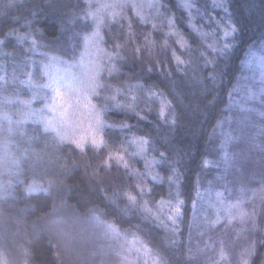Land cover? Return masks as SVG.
<instances>
[{"label":"snow or ice","instance_id":"obj_1","mask_svg":"<svg viewBox=\"0 0 264 264\" xmlns=\"http://www.w3.org/2000/svg\"><path fill=\"white\" fill-rule=\"evenodd\" d=\"M8 3L12 4L13 0H8ZM84 5L78 12L72 13V23L75 24L76 21L82 20L84 28L87 29L81 33H74V38L79 40L82 45L78 55L75 51L76 45L73 44L64 55L41 52L39 54L45 57L44 60L36 61L27 54L23 58L24 71L22 74L26 79L20 80L19 83L27 84L30 88L47 90V94L42 98L35 92L32 96L33 100H43L42 107L33 108L31 101H21L27 110L20 112L18 119L13 120L7 112L0 113V119L7 121V130L10 136H24L26 133L23 126L32 120L38 125H42V134H50L58 147L68 146L71 150L78 152L82 158L86 156L89 149L94 154L110 149L95 168H110L114 164L118 168L123 167L129 176L139 178L141 182L135 185V192L124 191L122 193L127 202L124 210L140 208L142 218L152 219L159 224L173 237L169 243L175 245L178 243L175 237L180 234L179 225L185 215V201L180 198L182 193L179 191L181 177L179 170L169 161L171 174L167 179L170 183L176 184L177 192L174 201L161 199L156 202V207L161 211L167 208L164 219H161L160 215L154 212L150 206L151 201L144 197L151 194V189L148 187L149 180L155 182L161 178L159 173L154 174V170L160 161L167 159L166 153L160 152L158 157L153 155L151 159H148L147 154L152 150L153 144L148 134L131 133L133 125L126 121L109 123L106 117L110 110L116 109L134 115L137 121L148 120L153 109L151 106H148L146 111L139 108L140 93H143L148 101L154 100L158 104L156 121L174 127L177 123V112L167 93L160 89L155 82L147 84L142 82V78L136 77L135 73L126 74V79L119 81V77L123 74V66L128 62L129 57L134 61H143L145 52L150 58L153 57L157 47L167 52L170 47L169 38H174L173 43L176 47H171L165 57L168 59L170 56L172 65L168 66L159 59H152L148 64L141 63V72L145 75L159 72L171 78L174 69L175 73L189 77L190 83L200 85L205 91L208 90L206 81H210L213 87L217 86L222 77V73L217 71V58L229 54L235 46L236 33L240 31L233 13L230 11V0H212V7L221 9L223 12V16L217 14L218 18L215 19L206 9L202 11L195 0H180V7L186 10L183 19L191 30L190 34L182 32L171 4L167 0H149L147 5L141 0H111V2L84 0ZM249 6L254 7V5ZM145 7L155 10V16L150 17L145 14ZM129 10H131L132 16L128 15ZM196 16L201 18L207 16L213 26L205 31L204 26L196 21ZM133 17L141 25H150L153 32L166 27L167 31L163 32V41L158 44L155 39L151 38L152 32H149L144 34L142 43H138L137 34L133 29ZM154 20H159V23L153 22ZM37 23V20H25L24 26L29 29L28 32L20 33L15 29H10L7 35L14 36L21 45L29 43L30 47L25 50V53L31 52L35 55L41 45L34 36H43V29L34 27ZM60 25L67 28V24L63 20ZM112 25L118 26L120 31L113 33ZM105 27H107L106 34L102 32ZM191 35L196 37L197 43L191 42ZM110 41L111 44H109ZM3 43L5 41L0 40V44ZM254 48L256 45L249 47L248 54L241 63L244 69L251 70L253 73L258 70L259 78L257 79L255 74L251 77H243L245 80H251L252 84L243 86L245 92L240 100L233 98L241 88L240 81L237 80L236 84L228 90L230 102L225 107L229 111L232 107H238L242 113H255L264 119V48L253 51ZM65 56L68 58L65 59ZM201 65L211 67L207 76L201 74ZM2 68L3 66H0V70ZM37 74L46 82L35 83ZM134 78L135 82H132ZM113 79L118 80V83L107 82ZM17 80L14 70L11 81L16 83ZM0 81L7 83V75L0 76ZM104 93L108 94L104 95ZM215 101L216 97L213 96L208 104L212 105ZM7 102L11 103V100H7ZM248 122L249 118L245 116L243 120L239 121L238 129L229 127L225 131L224 125L231 123V117L216 120L213 133L216 129H220L221 140L218 150L220 159L224 163V171L218 177L222 181L219 186L222 190L215 191L214 198H211L213 194L209 193L208 205L214 210V216L210 218L205 215L199 224L196 222L198 201L196 199L192 201L193 219L189 225L190 233L192 227H198L204 230L199 233L203 236L220 225L221 222H226V227L238 222L242 226L250 225L251 231L257 229V212L255 208L249 211L245 205L250 199L257 196H260L261 202L264 203V172L260 173L261 187L259 189L249 188L244 182L242 160L230 151L235 144L246 142L250 147L257 148L261 153H264V125L259 126L255 134H251L248 131ZM114 128H118L121 132L131 133L130 139L122 141L118 147L110 146V137L107 136V133ZM31 139L29 138V141ZM257 140L261 142L257 143ZM126 145L133 147L134 151L128 152ZM0 149L9 157L11 163L9 172L11 173L13 168L18 167L19 159L15 153L9 150L7 143L0 144ZM21 154L27 156L28 150H22ZM126 154L132 158H144V171L132 169ZM76 163L73 161V164ZM213 164L214 162L208 159L201 161L203 167ZM97 174L94 170L93 175ZM229 175H233L231 181L228 179ZM17 182L23 184V193L26 199L41 194L50 195L57 183L55 179H48L44 182L34 177ZM11 187L10 182L7 185L0 183V196L5 195L7 189ZM249 192L252 194L251 197L248 195ZM195 195L198 198L201 197L199 184L195 185ZM232 196H235V199H231ZM105 199L110 204L116 203V199L108 197L106 193ZM90 211L91 220L102 230L103 236L117 241L115 246L109 245L107 249L115 258L114 264H137V261H142V264H167L166 258L151 247L150 241L146 242L135 234H132V238L129 239L127 230L121 231L114 222L102 218L106 215L103 210L93 207ZM54 223L59 225L62 221L57 219ZM245 231L246 228L241 227L237 230V235L239 236ZM189 240H191V234ZM255 245L256 242L252 241L244 247L238 254L236 264H250V257L255 250ZM208 248H213L214 257H218L214 260V264H228L230 253L226 251L223 241H220L218 249H215L214 243H205L204 248L197 247L195 253L189 248V254L195 256ZM21 250L25 257L24 264H28L31 253L26 248ZM101 251L104 252L103 247ZM0 264H9L7 253L4 251H0Z\"/></svg>","mask_w":264,"mask_h":264},{"label":"trees","instance_id":"obj_2","mask_svg":"<svg viewBox=\"0 0 264 264\" xmlns=\"http://www.w3.org/2000/svg\"><path fill=\"white\" fill-rule=\"evenodd\" d=\"M82 1L13 0V3L9 4L8 0H0V40L5 41L0 44V66H3L0 76L8 77L7 83L0 82L5 85L6 91L12 92L17 89L21 94L27 93L26 87L19 83V79L25 77L22 74L25 54L40 61L45 59L39 54L41 52L64 55L70 50L71 45L79 44L74 38V33L80 31L78 27H81L79 23L81 20L73 24L72 13L80 10ZM195 2L202 11L206 9L214 19L218 18L217 14L223 16L221 9L212 7L211 0H195ZM174 8L176 9L175 6L172 9ZM230 11L240 31L236 33V43L229 54L217 58V71L222 73L217 86L213 87L210 81H206L208 90L205 91L200 85L190 83L189 77L175 73L174 69L171 78L159 72L145 75L140 70L142 62L131 59H128L123 66V74L119 77V81H124L126 74L135 73L136 77L142 78V82L146 84L155 82L175 105L178 118L174 127L156 121L158 104L154 100L148 101L143 93H140L139 108L146 111L147 107L151 106L153 109L148 120L137 121L134 115L116 109L110 110L106 117L109 123L126 121L133 125L131 133L136 135L147 133L153 141L152 150L147 154L148 159H151L153 155L158 157L160 152L166 153L167 159L160 161L154 170V174L159 173L161 178L155 182L149 180L148 187L151 189V194L144 197L151 201L150 206L161 219H164L167 208L161 211L156 207V202L161 199L174 201L177 192L176 184L170 183L167 179L171 174L169 161L181 174L179 191L182 195L180 198L185 201L183 221L188 219L189 207L192 201L197 199L195 185L201 182L204 175L212 173L210 170L206 172L207 167H203L201 161L211 158V154L214 153L213 150L211 151V146L220 142L218 130L216 129L213 133V126L217 119L227 116L225 106L228 102V90L236 84L241 74V61L245 59L249 47L256 45L253 49L255 50L264 46V0H230ZM176 17L182 32L190 34V28L183 24L182 14L179 12ZM195 19L204 26L205 31L213 26L207 16L203 18L196 16ZM25 20H37L38 23L34 27L43 29V36H34L41 45L35 55L31 52L25 53V50L30 47L29 43L21 45L14 36L7 35L10 29L20 33L28 32L29 29L24 26ZM61 20L67 24L66 29L60 25ZM190 39L192 43L198 42L194 35H191ZM168 58L170 60L168 66H171L170 56ZM14 70L18 80L13 83V86L17 85L10 89L11 75ZM209 71H211L210 66L201 65L202 75L207 76ZM107 82L117 84L118 80L113 79ZM132 82H135V78ZM213 96L216 97V101L210 105L208 101L212 100ZM9 112L13 113L11 107ZM6 124L7 121L0 119V137L9 145V150L18 157L19 164L10 173L11 163L8 155L0 156V183L12 184L6 194L0 196V233L5 237L2 245L5 250L12 255H17L16 251L19 245H22L31 253L28 264H60V258L56 255L54 244L51 242V219L57 220L68 216L91 217L90 210L96 207L106 213L103 219L114 222L121 231L130 230L144 241H150L151 247L166 258L167 264L197 262L196 257L187 255V247L190 246L185 240L182 228L176 238L178 243L173 245L169 243L173 239L171 234L152 219H143L140 208L124 210L127 202L122 193L135 192V185L141 181L135 176H129L123 167L118 168L114 164L110 168H95L110 149H105L98 154H94L89 149L86 156L82 158L78 152L71 150L68 146L58 147L48 141L45 143L41 135L40 138L36 136L33 139L35 134L39 133L36 129L25 130L26 139L20 135L10 136L5 129ZM131 133L121 132L118 128L109 130L107 136L110 137V146L118 147L122 141L130 139ZM29 138H32L31 141ZM126 146L128 152L134 151L133 147ZM24 149L28 150L27 156L21 154ZM126 158L132 169L144 171V158H132L127 154ZM73 161L77 163L73 164ZM94 170L98 173L95 176ZM212 176H214L213 173ZM33 177L44 182L55 179L57 183L51 194L48 196L41 194L26 199L23 193L24 186L17 181ZM133 181H135L134 186ZM105 193L108 197H114L116 203L110 204L105 199ZM183 224L181 220L180 226ZM262 241L256 243L250 257V264H264V242ZM231 251L233 253V250ZM106 258V256L88 258V260L84 258L81 262L76 260L75 264H93L94 261L102 263Z\"/></svg>","mask_w":264,"mask_h":264},{"label":"rangeland","instance_id":"obj_3","mask_svg":"<svg viewBox=\"0 0 264 264\" xmlns=\"http://www.w3.org/2000/svg\"><path fill=\"white\" fill-rule=\"evenodd\" d=\"M101 2H111V0H101ZM141 2L147 5L149 0H141ZM167 2L171 4L172 8L174 6L176 7V9L175 8L174 10L172 9V11L175 13L176 16L180 12V14H182V17L183 18L185 17L186 10L180 7V0H167ZM81 4L83 5L79 9L85 6L84 0L82 1ZM144 12L150 17L155 16V10L150 9L148 7H145ZM128 15L129 16L133 15L131 10H129ZM133 20H134L133 29H134V32L137 34L138 43H142L144 34L149 33V32H152L151 38L155 39L158 44L163 41L164 39L163 32L167 31L166 27L163 30H158V31L153 32L150 25H141L135 21L134 17H133ZM153 22L159 23V20H154ZM79 23L81 27H78V29H80L78 33H81L82 31H86L87 29L84 28V21L81 20V22ZM183 24L186 25L184 22V19H183ZM111 27H112L113 33H118L120 31L118 26L116 25H112ZM102 32L106 34L107 27L102 29ZM173 39L174 38H169L170 47L167 50V52L164 49L157 47L154 50L153 57L150 58L147 52H145L143 61L139 60V62H143V63L145 62L146 64H148L151 62L152 59H159L160 61L164 62L166 65H169L170 60L169 58L165 59V57L170 52L171 47H176V45L173 43ZM76 41L79 43L75 49L78 55L79 50L82 47V45L79 40H76ZM109 44H111V41L109 42ZM260 48H264V46ZM257 49L253 51H256ZM247 54L248 52L246 53V55ZM64 58L67 59L68 57H64ZM129 59L133 60L131 57H129ZM253 74H255L257 79L259 78L258 70H256L255 73H253V71L251 70L244 69V66L242 65L241 74L238 78V80L240 81L241 88H240V91L234 95L233 97L234 99L240 100L245 92V89L243 86L245 84H249V85L252 84L251 80H245L243 79V77H251ZM25 79L26 77H22L21 79H19V81L25 80ZM34 82L37 84H42L46 81L41 79L39 75L37 74ZM16 85L13 86V83H11L10 89H12L13 87H16ZM23 85L26 87L27 93L21 94L19 91H17V89L13 90L12 92L6 91L5 85L3 84V82H0V113L7 112L12 117L13 120H16L19 118L18 114L20 112L27 110L25 105L21 103V101H31V106L33 108H40L42 107L43 100L42 99L33 100L32 99L33 93L34 92L38 93V95L41 98L47 94V90L45 89H42V88L35 89V88H30L27 84H23ZM107 94L108 93H104V95H107ZM6 98L7 100H11V103H8ZM227 98H228V102L226 103V105H228L230 102L228 96ZM10 107L13 109V113L9 112ZM226 114H227L226 117H231V123L230 124L225 123L224 125L225 131L228 130L229 127H231L232 129H238L240 126L239 121L243 120L245 116L249 118L248 131L251 134H255L258 127L261 125H264V119H261L255 113H252V114L242 113L238 107H232L231 111H229L226 108L225 115ZM23 127H24V130H28L30 128L34 130L36 129L39 132L35 134V137L33 139H35L36 136L37 138H40V135H41L43 140H45V143L46 141H48L52 145H55V142L53 141L52 136L50 134L49 135L42 134L43 133L42 125H38L36 122L29 120L26 124H24ZM7 128H8V124H6L5 129L7 130ZM217 130L220 135V129H217ZM2 135L4 136V133ZM24 137L25 139L27 138L25 135ZM219 139L221 140V136L219 137ZM260 142L261 141L257 140V143H260ZM0 143L1 144L5 143V141L1 140V137H0ZM219 143L220 142H218L217 145L211 146V151L213 150L214 153L211 154L212 156L211 158H207L208 160L213 161L214 164L211 166H208L206 169V172L207 170H210V173L212 172L214 176H212V173L208 175H204L201 179V182L199 183L200 184L199 191L201 193V197L200 198L197 197L196 199L198 201L197 203L198 212H197V219H196L197 224L201 222V220L203 219L205 215H207L210 218L214 216V210L208 205V200L210 199L209 193L211 192L213 194L211 198H214L215 191L222 190L219 187L222 181H220L218 177L220 173L224 171V163L220 159V152L218 150ZM0 151H1L0 156L1 155L4 156L6 154L2 149H0ZM230 151L235 153L237 157L242 160V164L244 168V178H245L244 182L247 184V186L251 189H259L261 187L260 182H259L260 173L264 172V153H261L260 150L257 148L250 147L249 144L246 142L235 144L234 146L231 147ZM233 175H235V173H233ZM233 175L228 176L229 181L232 180ZM134 184H135V181H133V186ZM236 187H239V185H236ZM248 195L249 197H251L252 196L251 192H249ZM230 198L235 199V196H232ZM191 206L189 207V210H188V212H190L188 214V219L186 220L184 219L183 221V218H182V223L184 224L181 226L179 225L180 228L183 229L182 231L185 235V240L190 246V247H187L188 249L187 255H190L189 248H191L193 252L195 253L197 247L204 248L205 243H214L215 249H218L220 246V241H223L226 246V251L230 253L228 264H236L238 254L242 251L244 247H246L252 241H255L257 243L258 241H262L264 239L263 238V235H264V203L261 202L260 196L250 199L248 203L245 205V207L249 211H252L253 208H255L257 212V216H256L257 229L255 231L250 230L251 228L250 225L242 226L238 222H236L233 225L226 227V222H221L220 225H218L213 230L207 232L203 236H201L199 233L204 230L198 227H192L191 233H190L189 225L193 219V207ZM59 220H61L62 223L57 225L56 223H54V221H56V218L51 219L50 221V227H51L50 232L51 233L50 234H51V242L52 244H54L53 245L54 250L56 251L55 253L60 258L59 260L60 264H75L77 261L81 262L84 258L88 260V258L94 259L100 256H103V257L106 256L107 258L102 263H96L94 261L93 264H114L115 258L110 252L107 251V249L109 245L115 246L117 244V241L111 238L104 237L102 234V230L99 229L93 223L90 217L86 218L83 216L82 217H72V216L69 217L68 216L65 218L61 217ZM241 227H245L246 231L238 236L237 230L240 229ZM127 232L129 235V239L132 238V234H135L137 236L136 233L130 230H127ZM217 232L220 235H218ZM190 234H191V240H189ZM3 238L5 240V237H3L2 234L0 233V251H4L7 253V259H8L9 264H24L25 258L21 250L24 246L19 245V248L16 251L17 255H12L10 252L5 250L4 247H2L4 243ZM176 238H178V236L175 237V239ZM257 239L258 241H256ZM78 245L81 246V248ZM15 247L16 246H14V248ZM102 247L104 249V252L101 251ZM79 248L80 250H78ZM229 248L233 250V253L231 250H230L231 252L229 251ZM192 257H196L198 260L197 262H192L190 264H214V260L218 259V257H214L213 248H208L203 253H199ZM89 263L91 262L89 261ZM137 264H142V261H137Z\"/></svg>","mask_w":264,"mask_h":264}]
</instances>
